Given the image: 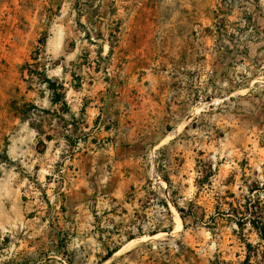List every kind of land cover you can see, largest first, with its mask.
I'll use <instances>...</instances> for the list:
<instances>
[{
	"label": "rangeland",
	"instance_id": "1",
	"mask_svg": "<svg viewBox=\"0 0 264 264\" xmlns=\"http://www.w3.org/2000/svg\"><path fill=\"white\" fill-rule=\"evenodd\" d=\"M85 39L126 42L127 52L141 48L144 59L160 60V71L170 64L176 105L184 74L201 75V100L208 102L186 121H192L191 192L184 197L163 178L182 156L160 152L147 181L157 191L158 225L141 207L124 217L134 193L109 201L116 210L95 207L90 218L98 235L89 256L74 254L79 242L64 226L73 217L69 162L55 160V154L70 160L78 150L44 142L63 133L60 120L47 114L45 77L60 81L57 68ZM62 41L58 52L53 47ZM122 67L105 64L102 74L118 77ZM185 109L172 123L180 135ZM196 125L206 144L197 143ZM64 135L65 143L78 136ZM204 182L208 194L200 193ZM151 198L150 191L144 204ZM229 204L234 211L226 216ZM177 207L187 212L186 229ZM174 213L177 229L153 238V230L170 228ZM256 224L264 225V0H0V264H264ZM141 230L147 236L140 238Z\"/></svg>",
	"mask_w": 264,
	"mask_h": 264
},
{
	"label": "crops",
	"instance_id": "2",
	"mask_svg": "<svg viewBox=\"0 0 264 264\" xmlns=\"http://www.w3.org/2000/svg\"><path fill=\"white\" fill-rule=\"evenodd\" d=\"M79 42L67 52L65 65L59 66L56 70V74L60 75L58 82H61L66 89L65 99L69 111H60L59 105L52 102V93L49 89L48 100L45 102L49 106L47 114L60 120L62 136L58 139L60 135L50 134L48 140L44 142L48 144L60 141L61 143H57L72 147L74 137L71 142L65 143L63 141L65 132H75L83 137L80 148L73 154L72 159H67L68 156L64 154H55V160L69 162L66 170L71 183L69 196L72 200L73 217L64 226L71 227V236L79 242L74 254L81 253L86 256L87 252L89 256L90 250H96L92 248V244L96 242L98 235L95 230L96 225L90 218L92 213H97L95 207L103 209L104 213L116 210L115 205H111L109 201L118 203L126 199L128 194L134 193L138 197L130 203L127 202L129 206L123 209L127 211L124 217L131 211H139L138 207H141V211L144 210L151 216V226H154V223L158 225L159 221L155 216H158L156 211L159 209L153 200L156 190L153 185L150 187L147 181L159 168L160 152L170 154L172 157L182 156L183 160H179L178 163L172 162L171 171L163 178L169 185L176 183L178 194L185 197L191 192L192 160L187 143L192 139V121L188 123L186 121L196 112L195 110L201 114L205 110L202 107L206 108L208 102L204 103L201 100L206 96V91L202 90L204 79L201 75L184 74L187 86L180 101L182 104L176 105L174 97L176 77L170 69V64L165 71L157 70L156 66L160 60L144 59L143 54L139 53L141 48H136L135 53L127 52L129 45L126 42L118 45H112L108 40L102 39H96L94 42L85 39ZM64 45L62 41L53 48L59 52L63 50ZM116 62L123 65L118 77L112 78L102 74L103 65H112ZM192 77L198 80L199 88L192 85L195 81ZM195 98H199L196 104L193 103ZM182 106L187 109L182 111L185 117L184 124L180 128L181 136L180 133H176L179 128L177 129L172 123ZM71 123H73L72 128L69 127ZM36 130L40 135L49 134L42 133L41 128ZM194 130L198 137L197 143L206 144L207 135L203 127L196 125ZM205 183L200 186L201 194H208L209 189ZM150 191L152 198L144 204L143 197ZM92 197L97 198V202L94 200L92 203ZM106 198L108 200H105ZM65 203L66 201L64 205ZM167 207L171 208L168 203ZM227 211L226 216H231L234 205H230ZM186 213L184 210L182 217L177 212L183 229H186L188 224ZM59 223L62 224V221ZM176 229L174 213L170 228L167 230L157 228L153 230L151 236L154 238L160 233L164 234ZM64 233L62 231V234ZM139 234L140 238L147 236L143 230ZM130 239L131 242L138 238Z\"/></svg>",
	"mask_w": 264,
	"mask_h": 264
},
{
	"label": "trees",
	"instance_id": "3",
	"mask_svg": "<svg viewBox=\"0 0 264 264\" xmlns=\"http://www.w3.org/2000/svg\"><path fill=\"white\" fill-rule=\"evenodd\" d=\"M45 81L47 83L48 89L52 93V102L54 104H58L60 106V111L61 112H67L69 111V106L66 101V89L65 86L56 82L55 80L49 78L48 76L45 77ZM75 142V141H74ZM181 216L183 217L184 215V210L179 209ZM259 229L261 234H264V225H255ZM118 250H114L108 253V255L105 257V260H108L110 257L114 255V253Z\"/></svg>",
	"mask_w": 264,
	"mask_h": 264
},
{
	"label": "built area",
	"instance_id": "4",
	"mask_svg": "<svg viewBox=\"0 0 264 264\" xmlns=\"http://www.w3.org/2000/svg\"><path fill=\"white\" fill-rule=\"evenodd\" d=\"M69 127L72 128L73 127V123H71L69 125ZM82 140H83V137L82 136H79V135L75 138V142H74V144L72 146L73 147V150H78L80 148V145L82 143Z\"/></svg>",
	"mask_w": 264,
	"mask_h": 264
}]
</instances>
